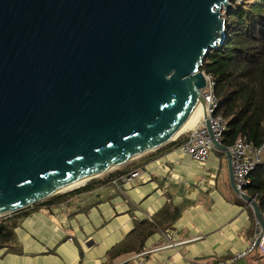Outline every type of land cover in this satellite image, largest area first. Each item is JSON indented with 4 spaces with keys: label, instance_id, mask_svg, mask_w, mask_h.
Wrapping results in <instances>:
<instances>
[{
    "label": "water",
    "instance_id": "obj_1",
    "mask_svg": "<svg viewBox=\"0 0 264 264\" xmlns=\"http://www.w3.org/2000/svg\"><path fill=\"white\" fill-rule=\"evenodd\" d=\"M230 1L0 0V218L176 140L198 104L210 134L200 68Z\"/></svg>",
    "mask_w": 264,
    "mask_h": 264
},
{
    "label": "crops",
    "instance_id": "obj_2",
    "mask_svg": "<svg viewBox=\"0 0 264 264\" xmlns=\"http://www.w3.org/2000/svg\"><path fill=\"white\" fill-rule=\"evenodd\" d=\"M178 149H156L125 165L143 170L135 185L111 181L62 205L30 207L13 229L15 243L0 248V264H120L141 253L144 264H196L244 251L257 223L230 187L225 154L213 151L201 166ZM143 222L153 231L139 251L110 257ZM136 238L128 239L133 248ZM262 253L264 244L237 264H264Z\"/></svg>",
    "mask_w": 264,
    "mask_h": 264
},
{
    "label": "trees",
    "instance_id": "obj_3",
    "mask_svg": "<svg viewBox=\"0 0 264 264\" xmlns=\"http://www.w3.org/2000/svg\"><path fill=\"white\" fill-rule=\"evenodd\" d=\"M230 3L232 9L225 16V43L207 54L200 71L213 80L217 99L216 114L226 121L221 144L229 149L237 138L244 137L247 143L258 149L264 145V0H244L241 3L231 0ZM185 142L186 136H180L156 151L164 147L179 148ZM134 169L137 168L120 167L31 208L62 205L75 195L99 189L111 181L119 183L120 177ZM245 193L256 201L264 214V161L249 175ZM247 209L252 218L251 209ZM29 211L30 207L22 209L7 221L0 218V248H10L15 243L13 229L18 219L32 212ZM152 231L153 227L148 223H136L134 231L108 255L114 257L138 252L140 246L137 243ZM132 235L137 237L136 248H133V243H129ZM260 259H264V253Z\"/></svg>",
    "mask_w": 264,
    "mask_h": 264
},
{
    "label": "built area",
    "instance_id": "obj_4",
    "mask_svg": "<svg viewBox=\"0 0 264 264\" xmlns=\"http://www.w3.org/2000/svg\"><path fill=\"white\" fill-rule=\"evenodd\" d=\"M205 78V88L202 90V97L206 106V114L209 121V129L204 125V118L200 121L197 128L187 131L186 142L179 147V152L188 157L192 162L201 166L208 160L210 154L216 151L213 146L212 140L221 143L223 132L225 131L226 121L216 114L217 99L214 92L213 80L202 72ZM231 158L232 174L235 187L245 193V187L249 184V175L255 168L264 161V145L260 148H253L244 137H239L235 140L234 144L229 148ZM144 179V172L141 169H134L126 173L121 178V183L124 186H132L135 183ZM261 236L260 227L256 224L255 232L250 240L248 247L239 253L234 254L232 258L222 262H199L196 264H237V262L247 256L251 255L255 250L264 244V238H261L259 246L257 240ZM178 245L174 243L171 247ZM143 253L138 254L135 258L120 264H144Z\"/></svg>",
    "mask_w": 264,
    "mask_h": 264
},
{
    "label": "bare ground",
    "instance_id": "obj_5",
    "mask_svg": "<svg viewBox=\"0 0 264 264\" xmlns=\"http://www.w3.org/2000/svg\"><path fill=\"white\" fill-rule=\"evenodd\" d=\"M203 118V110L202 107L198 104L194 109L188 119L185 121L184 125L182 126L179 134H183L189 130H193L197 128L202 121ZM73 190V189H72ZM128 261V260H127Z\"/></svg>",
    "mask_w": 264,
    "mask_h": 264
},
{
    "label": "rangeland",
    "instance_id": "obj_6",
    "mask_svg": "<svg viewBox=\"0 0 264 264\" xmlns=\"http://www.w3.org/2000/svg\"><path fill=\"white\" fill-rule=\"evenodd\" d=\"M189 131H190V130H189ZM185 134H186V132H185V133H183V134H182V135H180V136H185ZM180 136H179V137H180ZM179 137H178V138H179ZM174 141H175V140H174ZM172 142H173V141H172ZM216 152H219V151H218V150H216ZM104 175H105V174H104ZM121 178H122V177H120V181H121ZM77 188H78V187H77ZM74 189H75V188H74ZM233 256H234V255H233ZM233 256H232V257H233ZM232 257H230V258H232Z\"/></svg>",
    "mask_w": 264,
    "mask_h": 264
}]
</instances>
